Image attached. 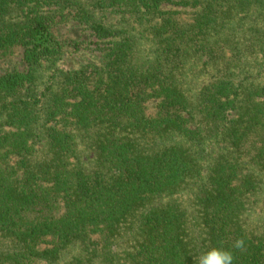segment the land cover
Wrapping results in <instances>:
<instances>
[{
    "label": "trees",
    "instance_id": "trees-1",
    "mask_svg": "<svg viewBox=\"0 0 264 264\" xmlns=\"http://www.w3.org/2000/svg\"><path fill=\"white\" fill-rule=\"evenodd\" d=\"M71 25L112 39L98 64L62 66ZM18 47L0 264H264V0H0V62Z\"/></svg>",
    "mask_w": 264,
    "mask_h": 264
},
{
    "label": "rangeland",
    "instance_id": "rangeland-1",
    "mask_svg": "<svg viewBox=\"0 0 264 264\" xmlns=\"http://www.w3.org/2000/svg\"><path fill=\"white\" fill-rule=\"evenodd\" d=\"M163 11L168 10H181L182 8L175 4H164L162 6ZM115 16L110 15V20ZM68 28H59L56 30V37L60 40L67 38L80 41V49L75 52H69L62 60V66L64 68H78L83 65H90V63L98 64L104 55L107 53V48L110 46L112 39L98 38L88 28L78 27L71 25ZM13 55L0 62V76L11 71L25 70L26 66L21 61L22 48L18 47L13 51ZM155 101H150L146 105V111L149 115L153 116L156 113Z\"/></svg>",
    "mask_w": 264,
    "mask_h": 264
},
{
    "label": "clouds",
    "instance_id": "clouds-1",
    "mask_svg": "<svg viewBox=\"0 0 264 264\" xmlns=\"http://www.w3.org/2000/svg\"><path fill=\"white\" fill-rule=\"evenodd\" d=\"M243 246V240H238L235 244L236 248H242ZM198 264H233V256L229 251L212 248L198 258Z\"/></svg>",
    "mask_w": 264,
    "mask_h": 264
}]
</instances>
